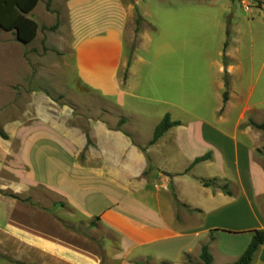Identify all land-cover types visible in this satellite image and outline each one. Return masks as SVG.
I'll return each mask as SVG.
<instances>
[{"label":"crops","instance_id":"1","mask_svg":"<svg viewBox=\"0 0 264 264\" xmlns=\"http://www.w3.org/2000/svg\"><path fill=\"white\" fill-rule=\"evenodd\" d=\"M107 1L94 0L87 14L74 17L71 22L82 24H71L61 32L57 46L69 60L66 73H73L80 84L101 96L109 97L117 80L119 90L113 98L122 107L127 89L120 87L137 85L139 66L146 62L140 49H147L150 36L144 32L125 71L126 17L115 14L111 19ZM9 32L0 29L8 54ZM235 33L239 35V30ZM232 39L238 42L240 37ZM227 41L209 64L215 72L211 84L217 90L208 118L193 115L194 119L184 120L169 108L153 122L149 139L133 137L128 124H95L90 115L85 129L72 127L62 133L41 121L40 110L28 109V122L13 131L18 146L7 165L12 178L3 186L23 194L43 186L61 202L57 213L71 220H95L103 235L97 250L92 244L73 242L39 224L12 218L15 199L0 195V264H203V244L208 245L211 264L236 261L253 231L264 233V167L255 158L251 125H243V111L233 112L239 99L235 79L243 66L235 54L238 49L227 46ZM5 60L0 68L5 66L14 75L13 63L8 56ZM225 79L229 92L223 102ZM249 101V95L244 97V102ZM165 113L180 124L151 142ZM204 155L209 157L193 163ZM200 178L218 182L204 186ZM224 183L230 194L220 188ZM187 256L191 263L186 262ZM250 264H264V242Z\"/></svg>","mask_w":264,"mask_h":264},{"label":"rangeland","instance_id":"2","mask_svg":"<svg viewBox=\"0 0 264 264\" xmlns=\"http://www.w3.org/2000/svg\"><path fill=\"white\" fill-rule=\"evenodd\" d=\"M93 1L40 0L28 14L38 24L35 38L25 44L17 41L10 31L9 54L0 40V66L8 56L15 73H7L5 66L0 68V195L15 199L12 218L39 224L73 242L92 244L97 250L103 229L95 220H71L67 214L57 213L56 205L61 202L43 186L33 187L25 194L13 193L3 186L12 178L7 165H11V152L18 146L13 131L19 123L28 122L26 111L40 110L41 121L62 133L70 132L72 127L85 129L89 115L95 124L99 121L113 127L128 124L132 136L140 141L151 137L153 122L169 108L184 120L194 119L193 115L208 118L217 90L211 84L215 72L209 64L225 39L227 46L238 49L235 54L243 66L235 79L239 99L234 102L233 112L238 115L243 111V125H248V119L263 122L264 0H108L105 7L111 19L115 14L126 17L123 35L129 59L125 71L144 32L150 36L147 49H140L146 62L139 66L137 85L132 89L123 84L120 87L123 91L127 89L122 107L113 98L119 90L117 80L114 90L106 95L109 97L101 96L80 84L73 73H66L69 60L64 49L58 47L61 32L68 31L71 24H82L71 21L87 14ZM92 13H97L95 7ZM234 36L240 40L234 42ZM225 90L228 95V83ZM247 95L249 103L244 102ZM251 129L256 161L264 167V134L253 126ZM47 142L51 140L47 138ZM90 221L94 224L87 226Z\"/></svg>","mask_w":264,"mask_h":264},{"label":"trees","instance_id":"3","mask_svg":"<svg viewBox=\"0 0 264 264\" xmlns=\"http://www.w3.org/2000/svg\"><path fill=\"white\" fill-rule=\"evenodd\" d=\"M39 0H0V29L6 31H13L15 38L22 43L31 42L37 33L38 24L37 22L30 17L28 14L35 8ZM227 86V82H225ZM227 99L226 90L223 92V102ZM180 122L175 120L172 121L168 113H165L161 118L159 123L155 126L153 131V136L151 139L155 141L159 138L169 127L179 125ZM247 124L259 129L264 134V121L255 122L252 119L247 120ZM208 155L202 157H197L193 163L204 160L208 158ZM200 182L204 186L217 185L218 180L215 178L204 179L200 178ZM221 189L227 194H230L231 191L228 188L226 183L219 185ZM264 242V233L262 230H254L252 238L241 253L239 258L233 263L228 264H250L255 250ZM200 259L203 261V264H211L212 256L208 250V245L203 244L200 250ZM187 263H191L193 260L187 256L185 258ZM167 264V263H162Z\"/></svg>","mask_w":264,"mask_h":264}]
</instances>
